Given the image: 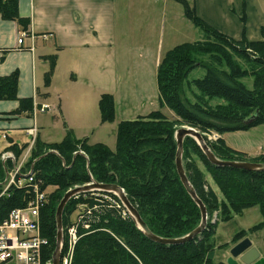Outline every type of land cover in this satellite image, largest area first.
<instances>
[{"label": "trees", "instance_id": "trees-1", "mask_svg": "<svg viewBox=\"0 0 264 264\" xmlns=\"http://www.w3.org/2000/svg\"><path fill=\"white\" fill-rule=\"evenodd\" d=\"M176 1L184 6L186 16L202 31L203 38L179 44L162 57L157 71L160 107L172 109L178 116L176 122L203 133L222 135L263 124L264 85L263 88L248 89L239 79L247 74L246 71H241L228 59L231 52L240 54L261 68L264 77V26L261 40L249 41L246 37L236 40L201 19L188 0ZM0 15L5 20L16 21L23 30L30 25V20L20 15L19 0H0ZM206 55H209L208 59L204 58ZM48 59L50 69L45 75L46 85L51 81L56 56ZM198 67L205 70L204 76L189 79ZM18 86L17 71L0 76V100L19 101V107L12 112L14 115L33 113V98H19ZM193 89L199 92L195 102L187 94ZM204 98L207 102L223 100L224 104L214 110L201 101ZM99 108L103 123L115 120V102L111 94L101 96ZM173 125L174 121L169 120L161 109L121 121L115 150L104 143H89L88 138L80 140L70 129L59 143H45L37 138L22 173L33 169L36 183L46 195L40 209V233L45 239L43 264L49 261L53 264L58 233L56 213L61 200L69 189L92 180L124 188L150 230L160 237L180 238L200 225V208L187 192L177 171V132ZM206 142L221 160L264 163V154L249 157L228 146L222 137L215 143L206 138ZM187 143L198 150L225 197L221 205L215 202L214 193L205 188L206 180L200 171L189 172L183 153L186 174L208 210L207 228L184 244L157 243L138 228L128 212L123 214L126 208L116 194L105 191L81 193L70 199L63 215L62 251L70 239L68 228L74 226L77 230L71 264H228L216 263L211 256L216 249L230 246L228 242L216 243L219 221L242 216L245 210L258 206L262 220L236 233L231 243L236 244L247 233L264 229V171L216 166L193 137L185 138L184 152ZM8 149L17 156L22 152L15 145ZM5 178L6 170L2 166L0 182ZM2 187L0 184V193ZM35 195L33 186L27 183L11 187L8 196L0 197V222L11 209L26 206ZM80 205H84L83 210L79 209ZM75 212L77 219H72ZM215 212L219 213V219L214 222Z\"/></svg>", "mask_w": 264, "mask_h": 264}, {"label": "crops", "instance_id": "crops-1", "mask_svg": "<svg viewBox=\"0 0 264 264\" xmlns=\"http://www.w3.org/2000/svg\"><path fill=\"white\" fill-rule=\"evenodd\" d=\"M188 1L201 19L223 34L236 40L243 37L261 40L264 0ZM19 12L30 20L27 30L36 37H28L19 45L18 34L23 29L16 21L5 20L0 15V76L19 73L18 96L33 98L34 111L14 115L19 101L0 100V130L13 132V135L3 134L9 140L0 153L5 180L13 167L23 169L37 138L45 143L64 139L42 136L35 118L37 108L46 104L39 99L48 94L41 90L50 69L48 57L56 56L51 80L61 76L62 90H58L56 104L47 111L59 109L64 116L67 111V115L77 112V124L68 116L71 128H66V132L73 130L80 140L88 138L89 143H104L115 150L116 147L109 145L112 137L107 138L106 126L116 131L117 139L121 121L160 109L157 71L162 57L179 44L203 37L186 16L184 6L176 0H19ZM65 87L69 92H64ZM103 94L114 97L113 122L103 123L96 116ZM161 109L164 111L165 107ZM98 126L105 129L98 131ZM32 127L37 128L35 140L28 134ZM222 137L229 146L250 156L264 153V124L246 131L228 132ZM13 145L22 149L19 156L8 149ZM4 153L13 158L3 159ZM248 238L264 260V252L254 245L250 235ZM262 238L264 242V232ZM231 246L226 248L227 256L223 254L222 261L227 262Z\"/></svg>", "mask_w": 264, "mask_h": 264}, {"label": "rangeland", "instance_id": "rangeland-1", "mask_svg": "<svg viewBox=\"0 0 264 264\" xmlns=\"http://www.w3.org/2000/svg\"><path fill=\"white\" fill-rule=\"evenodd\" d=\"M199 33L203 34L201 31ZM195 38H197L196 40H198V35H196ZM249 41H252V40H249ZM208 57H209V55H206L204 58L208 59ZM228 60L229 61L231 60L233 63H235L236 64L235 67L240 68L241 71H246L247 74L244 75V76H239V79L242 80V82L244 83V85L248 89H256L257 86H258V88H263L262 86L264 85V77H263L261 68H259L258 66L254 65V63L252 61H248V60L244 59L240 54H237L235 52H231L230 53V58ZM204 74H205V70L203 68H201V67H198V68H195L192 71V73L189 76V79L200 78V77H203ZM61 81H62V78H61V76H59L57 78V80H54L53 82L51 80L48 85H46V84L43 85L41 87V90L44 91V92H48V94L44 98H40L39 102L43 101V102H45L46 104H49V105L56 104L58 90H60V91L62 90V88H61L62 82ZM76 83L78 85H81V82H76ZM71 88H73V86ZM63 90H64V92H69L70 89H68V87H65V89H63ZM187 94H188V97L191 99L192 102H195V101L198 100L199 92H196V90H194V89L193 90H189L187 92ZM201 101L204 102V104H206L207 107L212 108L214 110H218L219 109L218 107L221 106L222 104H224L223 100H210L209 102H207V100L204 98V99H201ZM163 107H165V110L163 111V109H161L162 108L161 107L160 108L161 111H163L164 115L169 120L174 121L173 127H174V129H176V132L178 131V129L180 127L187 125V124H184L182 122H176L178 120V116L176 115V113L170 108H169L170 110H168L166 108L167 106H163ZM67 112H65V116H64L59 111V109L57 111H53V112H51V111H46V112L44 111L43 112L39 108H37V110L35 111V118H36L37 125L41 129V135L42 136L43 135L50 136L53 140L63 139L64 135L66 133V128L70 127L69 124H68V121H67L68 118L70 117V120L75 119V123L77 124V120L76 119H77L78 113L74 112V115H72L71 113H69L67 115ZM95 113H96V116L100 120V118H101L100 109L96 108ZM95 113H93L92 116H94ZM134 119H136V118H134ZM263 124H261V125H263ZM97 129L99 131V130L105 129V128H103V127L101 128V127L98 126ZM71 131L74 133L73 130H71ZM104 131H105V134H106L107 138H110V136L112 137V140L111 141L109 140V142H110L109 145L112 146L113 148H115L116 144H117L116 131L112 132V130L110 129V126H106V130H104ZM5 133H7L9 135H13V132H11L10 130H7V131L0 130V153H1V151H3L5 149V146L7 145L8 141H9L8 139L3 137V134H5ZM205 134H206L207 140H209L211 142H214V143L217 141V139L219 137H222V135H223V134L220 135V134H218L216 132H206ZM224 140H225V138H224ZM225 142H226V140H225ZM226 144L228 145L227 142H226ZM6 151H7V149H6ZM245 154H247V153H245ZM262 154H264V153H262ZM247 156L256 157V156H250L248 154H247ZM257 156H259V155H257ZM184 161L188 165L189 172L193 171L194 174H195L196 171H198V170L200 171V173L203 175V178H205V180H206L205 181V188L208 191H211V192L214 193L215 202H217L219 205H221V203H222V201L224 200L225 197L222 194V192L220 190V187L215 182V180L212 177V175L206 169L204 163L201 160V157H200V154H199L198 150L191 143H189V144L187 143L186 146H185ZM2 166H1V158H0V173H1V167ZM195 169H197V170H195ZM4 182H0V183H2V186H3L2 191H3L4 187H5L4 186ZM50 189H52V188H50ZM83 208H84V205H80L79 209L83 210ZM123 211H124L123 212L124 215L127 214V212H128L125 209ZM245 211H244L242 216H235L234 218H232V219H230L228 221H219L218 222L217 231H216V235H215V239H216V243L217 244L218 243H222V242L223 243L224 242H228V243H230V246L231 245L234 246L235 244H232L231 240H232L233 236L236 233H238L239 231H241L243 229L247 230V229L251 228L253 225L257 224L260 221L261 213H260V209H259L258 206H256L252 210L248 209V211H246V212ZM77 212L79 213V211H77ZM77 212H75L72 215V219H77ZM213 215L214 216H213L212 220L215 222L217 219H219V213L215 212ZM69 228H71V227H69ZM67 231H69V230H67ZM263 232H264V229L261 230V231L254 232V233H247L244 236L245 238H247L250 235L251 239H253L254 242H255L254 245L256 247H258L262 252H264V242L262 240L263 239L262 238V233ZM244 237H243V239H245ZM69 248L71 249V246H69V242H67V246H65V248L62 251V256L63 255L65 256V255H67L70 252ZM227 251H229V250L227 249ZM226 253H227L226 252V248L225 249H216L211 254V256H212L213 260L217 263L218 261H222V260L225 259V256L223 254H225L227 256ZM228 254L230 256V253H228ZM239 264H243V263L239 262Z\"/></svg>", "mask_w": 264, "mask_h": 264}, {"label": "water", "instance_id": "water-1", "mask_svg": "<svg viewBox=\"0 0 264 264\" xmlns=\"http://www.w3.org/2000/svg\"><path fill=\"white\" fill-rule=\"evenodd\" d=\"M188 136L193 137L198 142L203 152L207 156L208 160L216 166L233 167L248 171H264V163H256L250 161H225L219 159L207 144L205 133L201 132L200 130L192 126H188V125L182 126L178 129L176 133L177 145H178L177 153H176V167L180 179L183 185L185 186L187 192L190 194V196L193 198V200L200 208L201 216H202L200 225L196 229L191 231L189 234L180 238L160 237L150 230L146 222L141 217L137 208L129 200L124 188H122L117 184H106L92 180L91 182L86 183L84 185L75 186L74 188L69 189L64 195L63 199L61 200L57 208V213H56L57 230H58L57 248L53 255V264H60L61 262L62 246L64 241L63 215L68 202L74 196L90 191H105L116 194L122 201L124 207L130 214V216L134 219L138 228L141 229L144 232V234L154 242L167 244V245H180L189 242L195 239L197 236H199L207 228L209 215L206 205L204 204L202 199L198 196L194 186L192 185L186 174V170L184 167V163H183L184 140ZM239 262L243 264H264V260L260 259V253L255 247L252 246V241L248 237L241 240L230 249V256L227 259V263L239 264Z\"/></svg>", "mask_w": 264, "mask_h": 264}, {"label": "built area", "instance_id": "built-area-1", "mask_svg": "<svg viewBox=\"0 0 264 264\" xmlns=\"http://www.w3.org/2000/svg\"><path fill=\"white\" fill-rule=\"evenodd\" d=\"M44 39L47 35H42ZM34 39L36 36L28 30H22L18 34V44L22 45L26 38ZM50 105L42 104L39 108L41 111L50 110ZM28 134L35 140L37 128L28 129ZM6 138V135L3 136ZM13 155L9 153L3 154V159ZM34 171L30 170L23 174L21 166H15L8 173V177L4 182V189L0 197L8 196L9 190L13 186H21L24 184L32 185L35 197L24 207L11 209L7 216L0 222V264H43L42 247L45 239L40 233V209L44 205L46 195L36 183ZM70 236L69 246L70 252L67 255H61L60 264H71L73 258V250L77 241V230L74 226L68 229ZM64 246V242H63ZM62 246V248H63ZM46 264H50L46 262Z\"/></svg>", "mask_w": 264, "mask_h": 264}]
</instances>
